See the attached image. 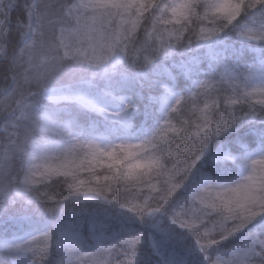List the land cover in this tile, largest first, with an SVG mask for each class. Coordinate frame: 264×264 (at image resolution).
Returning a JSON list of instances; mask_svg holds the SVG:
<instances>
[{
    "label": "clouds",
    "instance_id": "clouds-1",
    "mask_svg": "<svg viewBox=\"0 0 264 264\" xmlns=\"http://www.w3.org/2000/svg\"><path fill=\"white\" fill-rule=\"evenodd\" d=\"M138 3L134 25L117 15L97 28L84 0H32L28 25L0 29V264H167L128 248L144 229L162 233V252L190 237L195 264H264V150H249L264 146V20L253 18L264 0ZM177 3L188 7L173 19ZM153 91L168 93L164 118L137 137ZM168 121L175 131L155 139ZM123 145L162 167L126 181L124 165L90 163ZM206 157L239 172L204 174ZM124 221L141 230H117Z\"/></svg>",
    "mask_w": 264,
    "mask_h": 264
},
{
    "label": "trees",
    "instance_id": "trees-1",
    "mask_svg": "<svg viewBox=\"0 0 264 264\" xmlns=\"http://www.w3.org/2000/svg\"><path fill=\"white\" fill-rule=\"evenodd\" d=\"M15 8L13 10L11 9L10 13L6 16V28L11 27L13 29L20 27L22 25H28L27 23V6L23 0H17ZM253 18L256 21L264 20V8H261L259 5L256 7V9L253 10ZM245 23H249L250 20L245 17L244 18ZM5 28V29H6ZM240 43H245L249 45L251 48H254L257 52L259 51V45L256 42L246 41V42H240L237 41L236 44L239 45ZM214 48L215 46H210ZM151 71V69L149 70ZM165 84H167V81H163ZM170 91L172 94H183L184 89H176V88H170ZM152 105L149 110H147L142 118L137 119L134 122V129H135V135L137 137H143L147 132L151 131L152 128L158 126L163 118L166 108V101L169 98L168 93L164 91H153L152 93ZM2 127H0V135H3ZM210 152L212 154H216L218 151V145L216 143H213L211 146ZM250 151H260L264 150V146L256 144L252 145L249 149ZM198 169L200 172L210 175L213 178H219V179H232L235 177L236 174L239 172L238 165H235L231 162H222L217 161L216 163H212L209 161V159L206 157L203 159V161L198 164ZM227 169L228 171L225 173L222 171V169ZM199 177L197 176V179ZM117 230H120L121 227L123 229L128 230L129 228L135 232L139 231V229L134 225H129L126 222H122V225H115ZM28 230L27 225L20 226L16 229H14L12 232L8 234V239H12L13 236H22L24 232ZM138 257L141 259L143 256V259H149V260H156L159 255H163L164 258L167 261V264H189L191 261L192 264H195L197 261L191 256H187L185 253L180 251L179 249L176 250H164L162 252L161 249V242L157 241L155 249H150L147 252H140L141 248H138ZM142 259V260H143Z\"/></svg>",
    "mask_w": 264,
    "mask_h": 264
},
{
    "label": "snow or ice",
    "instance_id": "snow-or-ice-1",
    "mask_svg": "<svg viewBox=\"0 0 264 264\" xmlns=\"http://www.w3.org/2000/svg\"><path fill=\"white\" fill-rule=\"evenodd\" d=\"M12 4H9V9H11ZM93 10V23L99 28L109 16L119 15L121 18H131L133 25L135 24L136 17H131V12L135 10L137 14L140 13L143 8V4H139L138 0H92L91 4ZM188 5L186 3H177L170 11L172 18L183 17L186 15ZM0 11H3L0 9ZM225 15H227L231 10L226 6L222 9ZM232 17H229L231 19ZM175 131L174 126H172L171 121L166 122V125L157 134H155V139L163 141L167 137L168 132ZM144 150L143 146H129L123 145L120 148L124 154L123 156L117 155L115 152L102 153L100 150L93 152L90 163H97V154L106 156V160H100V164H107L109 166H119L124 165V179L126 181L138 180L141 176L147 177L153 169L159 170L162 165L158 159L143 158L136 159L138 152ZM128 162V163H125ZM54 170V169H48ZM141 209L143 206H140ZM183 226L192 230L195 227L193 222L181 221ZM45 240L47 237L45 236ZM139 241V237H132L126 243L128 248L135 249ZM202 246H207V242L200 241ZM43 250V249H41Z\"/></svg>",
    "mask_w": 264,
    "mask_h": 264
},
{
    "label": "rangeland",
    "instance_id": "rangeland-1",
    "mask_svg": "<svg viewBox=\"0 0 264 264\" xmlns=\"http://www.w3.org/2000/svg\"><path fill=\"white\" fill-rule=\"evenodd\" d=\"M27 6V23L29 24L30 22V5L32 4V0H23ZM17 0H0V9H2L3 11H0V29H5L6 28V16L10 13L11 9L13 10V8H15ZM84 3L87 5L88 9L90 11L92 10L91 4H92V0H84ZM9 4H12L11 9H9ZM169 99V98H168ZM168 99L165 103L166 108L168 105ZM165 108V111H166ZM3 131V130H1ZM211 146V145H210ZM211 149V147H210ZM203 161V160H202ZM256 167L261 169L262 171H264V162H257L256 163ZM190 182V181H189ZM179 195V194H178ZM130 215V214H128ZM126 222V221H124ZM127 223V222H126ZM131 225L136 226L139 231L141 230V226L138 223H132ZM163 228H167L166 223L162 226ZM144 235L141 237V240L139 241V243H137L136 248H141L140 252H147L150 249H155L156 246V242L157 241H162V233L161 232H157V230L152 229V230H148V229H144ZM173 232L179 233L180 235H183V232L178 229V228H173ZM149 235L152 236L151 239V247L149 246ZM180 251H182L183 253H185L187 256H191L194 259H196L197 261L199 260V253L197 252V250L195 249V246L193 244V242L191 241V238L188 237L186 238L185 242H184V246L182 249H179ZM140 257H138L139 259ZM143 259V256L141 257V260Z\"/></svg>",
    "mask_w": 264,
    "mask_h": 264
}]
</instances>
